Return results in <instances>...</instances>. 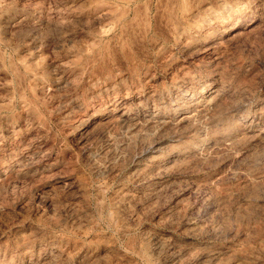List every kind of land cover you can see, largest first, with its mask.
<instances>
[{
    "label": "rangeland",
    "instance_id": "rangeland-1",
    "mask_svg": "<svg viewBox=\"0 0 264 264\" xmlns=\"http://www.w3.org/2000/svg\"><path fill=\"white\" fill-rule=\"evenodd\" d=\"M148 1L0 0V264H264V0Z\"/></svg>",
    "mask_w": 264,
    "mask_h": 264
},
{
    "label": "bare ground",
    "instance_id": "bare-ground-1",
    "mask_svg": "<svg viewBox=\"0 0 264 264\" xmlns=\"http://www.w3.org/2000/svg\"><path fill=\"white\" fill-rule=\"evenodd\" d=\"M134 1H135V0H134ZM147 1H148V0H147ZM149 1H150V0H149ZM149 1H148V2H149ZM160 1H161V0H160ZM163 1H164V0H163ZM166 1H167V0H166ZM166 1H165V2H166ZM173 1H174V0H173ZM169 3H170V2L165 3V4L163 5L164 7L169 6V9L167 8V11H170V7L173 9L174 6L176 5V3H175V5L173 6V4H174L173 2H172L173 4H169ZM187 4H188V3H187ZM149 5H150V4H149ZM160 5H161V4H160ZM221 5H222V4H221ZM156 6H157V4H156ZM163 6H162V7H163ZM157 7H158V6H157ZM157 7H156V8H157ZM175 7H176L175 10H177V12H178L180 15H184V14L187 13V10H186V9H187V6H186V4H177ZM158 8H159V7H158ZM165 9H166V8H165ZM126 11H127V10H126ZM167 11H166V12H167ZM163 12H164V11H163ZM218 12H219V11H218ZM156 13H157V12H156ZM167 14H168V13H167ZM230 14H231V13H230ZM138 15H139V14H138ZM157 15H158V13H157ZM163 15H164V14H163ZM163 15H162V16H163ZM171 16H172V14H171ZM171 16H170V17H171ZM154 18H156V17H154ZM164 18H165V17H164ZM171 18H172V17H171ZM227 18H228V17H227ZM162 19H163V18H162ZM147 20H148V19H147ZM147 20H146V21H147ZM173 20H174V19H173ZM157 22H158V21H157ZM170 22H171V21H170ZM174 22H175V21H174ZM231 22H232V21H231ZM141 24H142V23H141ZM156 24H157V23H156ZM174 24H175V23H174ZM174 24H173V25H174ZM176 24H177V23H176ZM173 25H172V26H173ZM164 26H165V25H164ZM168 26H169V25H168ZM168 26H167V27H168ZM154 27H155V26H154ZM158 27H159V26H158ZM126 28H127V27H126ZM158 30H159V29H158ZM133 31H134V30H133ZM154 32H155V31H154ZM158 33H159V31H158ZM177 36H178V35H177ZM169 37H170V36H169ZM122 38H123V37H122ZM119 41H120V40H119ZM126 41H127V40H126ZM147 42H148V41H147ZM116 43H117V42H116ZM118 43H119V42H118ZM106 73H107V72H106ZM98 74H99V73H98ZM120 74H121V73H120ZM190 74H191V73H190ZM171 87H172V86H171ZM206 87H207V86H206ZM169 88H170V87H169ZM187 88H188V87H187ZM184 90H185V89H184ZM198 90H199V89H198ZM198 90H196L195 92L197 93ZM204 90H205V89H204ZM189 92H190V91H189ZM192 92H193V91H192ZM224 92H225V91H224ZM184 93H185V91H184ZM187 93H188V92H187ZM196 93H195V94H196ZM215 93H216V91H215ZM189 94H190V93H189ZM193 94H194V93H193ZM195 94H194V95H195ZM198 94H199V95H202V94H203L201 89H200V91L197 93V95H198ZM179 95H180V94H179ZM184 95H185V94H184ZM186 95H187V94H186ZM191 95H192V94H191ZM181 96H182V95H181ZM192 96H193V95H192ZM193 97H194V96H193ZM208 98H210V97H208ZM189 100H190V99H189ZM194 100H195V99H194ZM206 100H207V99H206ZM210 100H211V99H210ZM68 101H69V100H68ZM186 101H187V100H186ZM190 101H191V100H190ZM138 102H139V101H138ZM137 104H138V103H137ZM188 104H189V103H188ZM189 105H190V104H189ZM124 106H125V105H124ZM156 106H157V105H156ZM158 107H159V106H158ZM201 107H202V106H201ZM201 107H200V108H201ZM203 107H204V106H203ZM188 108H189V107H188ZM129 109H130V108H129ZM201 109H202V108H201ZM208 109H209V108H208ZM204 110H206V109H204ZM200 111H201V110H200ZM246 111H247V110H246ZM205 112H206V111H205ZM200 113H203V111L200 112ZM157 114H158V113H157ZM170 114H171V113H170ZM187 115H188V116H182L181 119H182V120H183V119H188L189 117L192 116V115L190 116L189 113H188ZM101 116H102V115H101ZM157 116H158V115H157ZM100 118H101V117H100ZM113 118H114V117H113ZM116 118H117L118 121H120V122H122V123H126V122L128 123V122H129V124H130V121H131V119L128 120V119L124 118V115H123V114L118 115ZM156 118H158V117H156ZM151 119H153V118H151ZM151 119H150V117H149L148 121L150 120V124H148V125H153V124H151V122L153 123V121L155 120V118H154L153 121H151ZM181 119H180V120H181ZM85 120H86V119H85ZM155 121L158 122V123L160 122L159 125H160L161 123H163V124L166 123L165 120H157V119H156ZM145 122L147 123L146 119H145ZM145 122H144V123H145ZM168 122H169V121H168ZM168 122H167V124H168ZM129 124H128V125H129ZM130 125H131V124H130ZM159 125H157V126H159ZM180 125H181V124H180ZM153 126H154V125H153ZM163 126H164V125H163ZM217 126H218V125H217ZM96 127H97V126H96ZM138 127H139V124H138ZM146 127H147V126H146ZM237 128H238V127H237ZM195 129H199V127H196ZM239 130H240V129H239ZM100 132H101V131H100ZM211 133H212V132H211ZM123 134H124V133H123ZM231 136H232V135H231ZM138 137H139V136H138ZM145 137H146V136H145ZM221 139H222V138H221ZM174 142H175V141H174ZM205 142H206V141H205ZM223 142H224V141H223ZM168 143H169V142H168ZM198 143H199V142H198V140H197V142L194 143V147H195L196 144H198ZM222 144H223V143H222ZM219 145H220V144H219ZM144 147H145V146H144ZM156 148H157V147H156ZM160 150H161V149H160ZM140 152H141V151H140ZM157 152L159 153V150H158ZM206 152H207V151H206ZM156 154H157V153H156ZM160 154H161V151H160ZM192 157H193V156H192ZM167 159H168V158H167ZM166 161H168V160H166ZM169 161H170V160H169ZM172 162H173V161H172ZM167 163H168V162H167ZM158 164H161V163H158ZM164 165H165V164H164ZM166 166H167V165H165V167H166ZM151 167H152V166H151ZM160 168H161V167H160ZM163 168H164V167H163ZM161 169H162V168H161ZM162 170H163V169H162ZM148 171H149V170H148ZM145 176H146V175H145ZM161 180H162V179H161ZM147 185H148V184H147ZM150 186H151V185H150ZM158 189H159V188H158ZM125 194H126V193H125ZM126 195H127V194H126ZM88 249H89V248H88Z\"/></svg>",
    "mask_w": 264,
    "mask_h": 264
}]
</instances>
